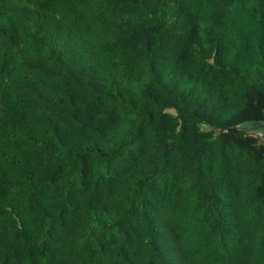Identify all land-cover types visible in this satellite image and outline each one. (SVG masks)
I'll return each instance as SVG.
<instances>
[{
  "label": "trees",
  "instance_id": "trees-1",
  "mask_svg": "<svg viewBox=\"0 0 264 264\" xmlns=\"http://www.w3.org/2000/svg\"><path fill=\"white\" fill-rule=\"evenodd\" d=\"M264 0H0V264H264Z\"/></svg>",
  "mask_w": 264,
  "mask_h": 264
},
{
  "label": "rangeland",
  "instance_id": "rangeland-1",
  "mask_svg": "<svg viewBox=\"0 0 264 264\" xmlns=\"http://www.w3.org/2000/svg\"><path fill=\"white\" fill-rule=\"evenodd\" d=\"M245 128H247L250 132L261 136L264 139V124L246 125Z\"/></svg>",
  "mask_w": 264,
  "mask_h": 264
}]
</instances>
